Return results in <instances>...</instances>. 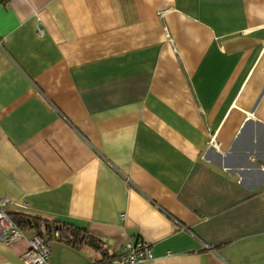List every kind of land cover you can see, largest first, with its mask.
I'll return each mask as SVG.
<instances>
[{
  "label": "crops",
  "instance_id": "crops-1",
  "mask_svg": "<svg viewBox=\"0 0 264 264\" xmlns=\"http://www.w3.org/2000/svg\"><path fill=\"white\" fill-rule=\"evenodd\" d=\"M3 198L0 264H264V0L0 1Z\"/></svg>",
  "mask_w": 264,
  "mask_h": 264
},
{
  "label": "built area",
  "instance_id": "built-area-1",
  "mask_svg": "<svg viewBox=\"0 0 264 264\" xmlns=\"http://www.w3.org/2000/svg\"><path fill=\"white\" fill-rule=\"evenodd\" d=\"M8 2L10 0H0ZM40 36L45 34L42 27H37ZM209 145L218 147L214 136L209 139ZM8 199H0V237L7 245H13L23 239H26L23 230L9 216L3 207ZM52 238H60V232L55 231L52 235L46 236L35 234L27 238V248L20 254V259L24 264H49L50 260V241ZM153 253L151 245L145 240L127 241L120 248L117 254H114L105 261H91L87 264H140L146 260L152 259Z\"/></svg>",
  "mask_w": 264,
  "mask_h": 264
},
{
  "label": "trees",
  "instance_id": "trees-1",
  "mask_svg": "<svg viewBox=\"0 0 264 264\" xmlns=\"http://www.w3.org/2000/svg\"><path fill=\"white\" fill-rule=\"evenodd\" d=\"M10 216V215H9ZM12 218V217H11ZM14 220V222L17 223V225L21 228V229H25V227L27 226V223H28V220L27 218H23L21 220L19 219H16V218H12ZM46 226L47 223H45ZM57 230H60V238L61 239H65V237L67 238L66 241H69V239L71 238V235H67V234H73L74 232H78L79 229L75 228V227H72L70 225H65V224H61V225H57ZM66 234V235H65ZM72 240H70L71 242ZM76 241V239H75ZM217 264H224V263H217Z\"/></svg>",
  "mask_w": 264,
  "mask_h": 264
}]
</instances>
